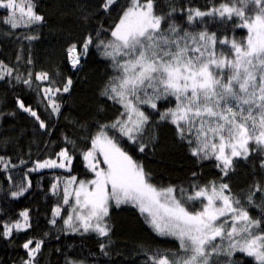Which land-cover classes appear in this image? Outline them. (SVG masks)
I'll return each instance as SVG.
<instances>
[{"label":"snow or ice","instance_id":"obj_1","mask_svg":"<svg viewBox=\"0 0 264 264\" xmlns=\"http://www.w3.org/2000/svg\"><path fill=\"white\" fill-rule=\"evenodd\" d=\"M117 5L118 0H101L96 7L101 14H110ZM0 9L6 13L0 24L11 30L34 31V26L47 23L36 11L34 0H0ZM92 15L88 12L81 19L87 24ZM210 23L230 24L232 29L245 30V35L236 38L218 33L208 27ZM17 38L33 41L39 36ZM93 48L112 70L99 96L120 109L115 119L97 122L96 131L84 137L79 155L90 178L69 175L63 181L57 177L51 184L49 191L60 203L52 209L49 223L56 225L60 218L67 232L107 238L100 250L108 255L110 210L130 205L158 236L178 242L176 250L145 252L144 264H221V257L223 264H237L232 259L236 253L264 264V0H210L203 8L179 9L175 0H125L111 24H100L94 34L86 31L82 39L66 46L64 58L73 74L83 70ZM16 59L19 62L22 56L18 54ZM24 62L33 64L30 55ZM6 78L36 92L49 116L61 114L62 97L72 92L75 83L72 75L62 71L28 70L25 74L0 60V80ZM16 105L40 130L51 134L50 124L31 105L19 97ZM145 106L158 114L156 124ZM104 110V102H98L95 111ZM4 115L15 113H0ZM160 123L174 128L176 138L197 164L214 162L217 178L201 183L194 170L187 187L157 184L121 140L126 139L139 153L154 154ZM62 138L73 146L71 150L61 147L52 156L34 161L24 180L8 177L11 197H23L32 188L29 173L41 169L71 172L76 141L67 134ZM240 162L251 163L254 175L261 179H253L246 190L237 193L230 179ZM20 163L27 161L21 159ZM0 164L5 169L17 167L4 156H0ZM256 207L261 209L259 217L250 214ZM64 212L67 214L62 215ZM31 227L26 208L19 218L2 224L0 236L10 237L14 230ZM42 245L43 240L33 239L22 245L29 257L24 264H37ZM67 264L84 261L69 259Z\"/></svg>","mask_w":264,"mask_h":264},{"label":"trees","instance_id":"obj_2","mask_svg":"<svg viewBox=\"0 0 264 264\" xmlns=\"http://www.w3.org/2000/svg\"><path fill=\"white\" fill-rule=\"evenodd\" d=\"M100 2L101 0H34L36 11L45 16L46 24L34 26V31L26 28L11 30L0 24V60L18 67L25 74L28 70L34 73L62 71L65 75H72L75 82L72 92L62 97L61 114L49 116L36 92L14 80L9 83L10 78L0 80V113H15L0 116V156L10 158L12 164L17 165L15 168L9 166L5 169L0 164V231L3 230V223L19 218V213L26 208L30 210L32 224L26 231L14 230L10 237L0 236V264H24L29 257L22 245L29 239L43 240L40 253L36 256L37 264H67L69 259L84 261V264H144L145 252L156 249L176 250L178 247L174 238L158 236L130 205H121L110 210L112 232L111 243L107 245L108 255L100 250V243H107V238L98 237L95 233L81 235L67 232L60 218H56V225L49 223L52 209L60 203L59 197L49 191L51 184L57 177L63 181L69 175H75L78 179L90 178L91 173L87 172L79 155V151L85 146L84 137L96 131L97 122L106 123L115 119L120 109L119 105L99 96V91L112 70L108 66L109 62L102 59L94 48L90 50L84 61V68L79 73L73 74L64 58V50L70 42L82 39V34L86 31L94 34V29L100 24L105 27L111 24L118 14L119 5L125 0H118L117 7L110 14L100 13L96 7ZM175 2L177 9L181 6L203 8L210 0ZM88 12L93 15L85 24L81 17ZM4 15L5 10L0 9V17ZM177 15L181 14L178 12ZM178 23L184 21L178 19ZM208 27L236 38L245 35V30L232 29L230 24L224 27L218 23H210ZM10 32H14V35H9ZM25 34L38 35L39 39L27 41L17 38ZM18 54L22 56L19 62L16 59ZM29 55L33 60L32 65L24 62ZM17 97L26 105H31L50 124V135L40 130L32 117L17 108ZM100 101L104 102L105 110L97 113L95 107ZM160 103L165 107L171 106L167 102ZM145 108L151 114L152 123L156 124L159 121L158 114L147 106ZM73 121H78L79 124L74 126ZM157 131L159 140L154 154L139 153L126 139L121 140L130 154L143 162L157 184L172 183L187 187L194 170L199 173L201 183L217 178L218 170L214 167V162L197 164L189 154L187 146L176 138L171 125L160 123ZM64 134L76 141L77 155L71 172L66 169H41L29 173L27 178L32 181V188L23 197H11L9 189H12V182L8 180L9 176L17 182L24 180L28 169L34 166V161L52 156L61 147L72 149V145H66L63 141ZM21 159L27 161V164H21ZM255 171L251 163L240 162L230 179L232 190L239 193L241 189L246 190L253 179L260 180V176L254 175ZM64 207L67 209V206ZM66 214L67 212L62 213ZM250 214L259 217L261 209L252 208ZM232 259L237 264H255L252 258L242 253L234 254Z\"/></svg>","mask_w":264,"mask_h":264}]
</instances>
